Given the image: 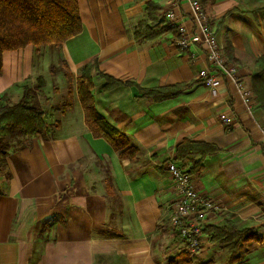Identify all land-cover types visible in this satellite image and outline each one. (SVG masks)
<instances>
[{
    "label": "crops",
    "instance_id": "0c3cea01",
    "mask_svg": "<svg viewBox=\"0 0 264 264\" xmlns=\"http://www.w3.org/2000/svg\"><path fill=\"white\" fill-rule=\"evenodd\" d=\"M169 3L79 0L80 34L60 47L27 46L3 54L2 106L19 103L23 87L38 85V68L46 72L53 62L48 52L65 60L75 76L92 64L96 109L135 151L121 157L94 137L76 82L72 101L68 90L60 91L61 106L53 105L45 77L40 106L46 123L57 125L47 136L29 140L14 141L8 128L0 130L10 138L5 151L0 149V264H170L186 243L170 223L177 195L169 161L190 171L198 193L218 204L205 227L231 223L257 235L231 263L227 244L213 243L204 233L191 264H264V110L252 89L255 62L264 55V0H202L225 57L253 94L249 106L230 80L223 79L213 95L198 78L208 67L207 55L200 47H178L177 30L163 18ZM177 4L176 23L193 30L188 1ZM143 22L147 26L139 28ZM99 72L123 84L105 88ZM185 83L191 85L170 99L139 98L137 86ZM221 113L233 123H222ZM187 139L217 152L177 160L176 149Z\"/></svg>",
    "mask_w": 264,
    "mask_h": 264
},
{
    "label": "trees",
    "instance_id": "16d2710c",
    "mask_svg": "<svg viewBox=\"0 0 264 264\" xmlns=\"http://www.w3.org/2000/svg\"><path fill=\"white\" fill-rule=\"evenodd\" d=\"M147 26L146 22L140 23L139 28ZM83 23L80 14L79 0H0V73L3 69V54L8 51H17L27 46L60 47L67 40L80 34ZM161 33H154L158 36ZM156 34V35H155ZM152 37V38H153ZM63 74L68 82L69 100L72 101V87L76 82V90L80 99L85 122L94 137L105 139L121 157L132 156L135 148L132 147L124 134L112 126L96 109L92 93L94 83L92 77V64L85 65L78 76H75L65 60H61ZM51 67L50 73L54 74ZM106 80L105 88H113L123 84L102 72L98 73ZM128 85H135L127 82ZM44 78L38 79L35 88L23 87V96L19 103L13 105L0 104V130L8 128L13 138L21 136L28 140L37 136H47L57 124L49 125L45 121L42 107L37 104V98L46 99L43 91ZM190 83L175 85L166 88L142 89L139 86V98L148 97L154 101L170 99L179 94L182 89L189 87ZM252 89L258 105L264 110V55L260 56L252 71ZM10 138L0 136V149L5 151ZM23 142L17 141L20 145ZM3 149V150H2ZM214 146L205 143L184 140L176 149L177 160L200 154L202 158L216 153ZM200 164V162H199ZM198 164V165H199ZM190 174V171H187ZM213 243L224 242L227 244L231 257L230 262L239 260V253L243 244L257 239L253 230H238L234 224L229 223V228L205 227ZM191 258L186 250L170 260V264H191Z\"/></svg>",
    "mask_w": 264,
    "mask_h": 264
},
{
    "label": "built area",
    "instance_id": "2783aa9c",
    "mask_svg": "<svg viewBox=\"0 0 264 264\" xmlns=\"http://www.w3.org/2000/svg\"><path fill=\"white\" fill-rule=\"evenodd\" d=\"M193 22V30L176 23L177 0H170V7L164 13L166 24L177 30L179 37L178 47L189 51L192 47L202 48L208 60V67L199 72L198 78L210 89L213 95L228 79L235 84L244 103L249 106L252 92L245 87L236 65L230 63L224 55L215 31L211 27L208 16L202 5V0H187ZM219 119L226 125H231L234 119L226 113H221ZM264 140V127L262 128ZM167 169L173 179L177 198L173 204L170 223L178 236L186 243V252L192 258L197 255L202 247L205 222L210 213L219 210L218 204L212 199L198 193L191 176L174 161L167 163Z\"/></svg>",
    "mask_w": 264,
    "mask_h": 264
},
{
    "label": "rangeland",
    "instance_id": "374dc122",
    "mask_svg": "<svg viewBox=\"0 0 264 264\" xmlns=\"http://www.w3.org/2000/svg\"><path fill=\"white\" fill-rule=\"evenodd\" d=\"M31 48L35 49L36 51H38L37 49H42V47L38 48V47H34V46H31ZM48 53H49V56H52L53 62L50 64V66L48 67L46 72H43L45 69L43 70L41 68H38L39 70L37 71V74L39 73V75L37 77L36 84L38 83V79L40 77H42V78L47 77L48 81H49V88L48 89L46 88L47 92L55 99L53 105H56V107H60L61 103H62V100H61V97L58 96V95L60 94V91H62L63 94L65 95V93L68 90V82H67V79L65 78V76L63 74V67H62V64H61V60L60 59L57 60L58 57L55 56L53 51L52 52H48ZM35 56L37 58L38 54H36ZM40 56L43 57L44 55L40 54ZM39 59L40 58H38L36 61H38V63L41 65L40 62H42V61H41V59L40 60ZM51 67H53L55 69L53 75L50 73ZM35 74H36V72L34 73L33 77L37 76ZM44 87H43V89H44ZM44 101L45 100L42 99L40 96L37 98V104H39V105H41V104L44 105V103H45ZM13 140L14 141L15 140H19V138H16V139L13 138Z\"/></svg>",
    "mask_w": 264,
    "mask_h": 264
}]
</instances>
